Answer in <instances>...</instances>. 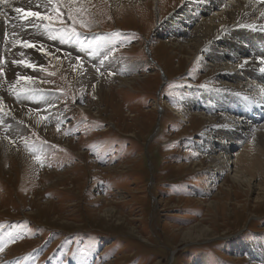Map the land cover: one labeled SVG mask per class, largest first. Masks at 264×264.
<instances>
[{
	"label": "rangeland",
	"instance_id": "obj_1",
	"mask_svg": "<svg viewBox=\"0 0 264 264\" xmlns=\"http://www.w3.org/2000/svg\"><path fill=\"white\" fill-rule=\"evenodd\" d=\"M122 3L40 1L51 27L33 38L34 81L4 33L0 136L24 155L0 166V264H264L263 174L242 183L211 161L236 133L257 146L264 132L261 111L216 101L246 95L226 85L237 61L213 73L178 16L186 0ZM10 70L25 83L8 92Z\"/></svg>",
	"mask_w": 264,
	"mask_h": 264
},
{
	"label": "bare ground",
	"instance_id": "obj_2",
	"mask_svg": "<svg viewBox=\"0 0 264 264\" xmlns=\"http://www.w3.org/2000/svg\"><path fill=\"white\" fill-rule=\"evenodd\" d=\"M40 1L42 0H9L11 7L6 4H0V45L5 42V32H16L14 37L12 35V37H9V39L6 40L7 42L11 43V46L14 44L16 46V49L12 48L14 50L13 52H7V50L4 51L3 48L0 47V56L5 52L7 57L13 58L14 60H29V62L32 64L36 62L31 61L33 57H43V54H40L44 52V49H42V45L38 44L35 48H24L20 46L18 41L26 40L32 43L34 36L39 35L42 32V29H44L42 27L38 29L34 27V25L45 24V21H40L39 19L34 17H29L27 20H22L14 11V8L16 7H21L25 11H37L35 8L40 3ZM108 1L109 4H111L112 6H116L117 8L122 6L123 4L122 0ZM75 3H79V1ZM128 4L129 3H126L125 5ZM186 4V7H184V10H182L180 15L178 16H182V18H184L185 15H187V19H189L193 23V25L195 24L193 30V32H195L193 42L194 46H196L198 50L206 52L212 58V60H214L216 66H214V68L212 69L213 73H220L222 75L225 74V76H227V72H230L227 62L237 61V63L235 64V68L232 65L233 71L237 72L241 77L239 78L236 73L233 79L231 78L233 82H229L226 85H228L227 87L236 88L238 92H242L243 87L245 88V91L248 90L245 92L246 95L241 96L237 95L236 92H231L230 94L227 93L224 97H218L216 101L225 104V106H227L229 109L236 108L235 110H237V107H243L241 108L242 111L240 110L241 113L247 114L249 111H261L262 115L258 119L254 120L258 121L261 117L264 119V92L261 91V89L264 88V72L260 70L261 68H264V64H261L260 62L261 57H264V0H186ZM211 10H214V12L208 15V17L205 16L207 13H210ZM203 11L208 12L204 15H200V12ZM20 16H23V12L20 13ZM148 23H150L149 19L146 25ZM21 25H23V27H21ZM221 27L223 28V31L219 29ZM147 28H149L148 25ZM218 38H221L224 41L222 45L219 44L220 48L223 49L218 48L215 43V41H218ZM83 40L84 43H86L88 41V38L84 37ZM86 50L85 53L87 52ZM28 52L30 53L24 56V54ZM21 53H23V56L20 55ZM232 55L237 56L234 57ZM229 56H231V58H227ZM17 57L19 59H17ZM2 59L3 58H1L0 61ZM157 60L160 64H162V61H160V59L157 58ZM225 60H227V62L223 63ZM245 60L248 61L247 64H244ZM241 64H244V66L241 67ZM20 70H27L29 78L32 77L33 68L24 66L21 67ZM5 74L6 76L9 75L8 79L14 87H16V85L18 84L23 85L25 83L23 77L21 81H18L15 72H12V70ZM23 75H25V73ZM31 79L33 80V78ZM98 87H100V85ZM7 88L9 92L10 87ZM1 98L0 101H2V103H5ZM6 106L8 107V109H10L9 105ZM24 111L25 109H22V111L18 110L20 116L27 118L33 125L38 126L40 129H44L43 122H41L37 117H33L32 115L31 117L26 113L27 111ZM2 117L7 118L6 120L9 121L8 117L4 114ZM224 124L225 129L223 131L222 137L219 138L221 140H219V142L224 141L223 139H221L224 136H230V132L233 129L231 127L233 126L232 123L226 121V123ZM216 131H219V129H217ZM257 133L259 134L254 136L256 138V141L260 142V145L257 146H254L251 141L249 142L248 137V139L245 140L246 143L243 144L242 140L245 139L242 135L244 134L243 132L242 134L240 132L236 133L235 137H229L231 139L230 147L227 148L226 146L225 148V145L223 144L221 146L222 149L219 153L217 152V155L212 153L211 161L216 166V169L221 170L222 172L223 169L225 170L229 167L228 165H231L232 167H234L235 172V174L233 175V179L242 183L243 181H247L248 177H255L257 172L259 174L262 173L264 176V132ZM241 143L243 144L242 149L238 150L239 148L236 147ZM17 148V145L14 146L12 142L2 139L0 136V166H2V163L7 158H18L21 155H24L22 151ZM224 148L226 150H224ZM210 151H212V148ZM260 254L263 256L264 260V247L261 248Z\"/></svg>",
	"mask_w": 264,
	"mask_h": 264
},
{
	"label": "snow or ice",
	"instance_id": "obj_3",
	"mask_svg": "<svg viewBox=\"0 0 264 264\" xmlns=\"http://www.w3.org/2000/svg\"><path fill=\"white\" fill-rule=\"evenodd\" d=\"M53 3V0H45V5L47 6L48 4H51ZM0 4H6L8 5L9 7H11V4L9 3V0H0ZM39 6V5H37ZM14 11L15 13L17 14V16L22 19V20H27L29 17H34V18H37L39 19L40 21H45V20H48L50 21L51 20V17L49 15H46V14H42L41 12L39 11H25L24 9H22L21 7H16L14 8ZM55 11L57 12V15H60L59 13V8L57 7L55 9ZM23 12V16H20V13ZM72 17L69 16V19H71ZM21 27H23V25H21ZM34 27L36 28H44L45 30H48L50 27H51V24H36L34 25ZM74 30V29H73ZM15 35V33H14ZM18 43L20 44V46L24 47V48H30V47H35V45L29 41H26V40H20L18 41ZM21 56H23V53L20 54ZM261 64H264V57H261V60H260ZM12 63L14 64H23L25 67H29V68H35L37 67L36 65L30 63V62H25L24 60H14L12 61ZM248 61L245 60L244 61V64H247ZM244 64H241V67L244 66ZM262 72H264V68H261L260 69ZM97 71H99V69H97ZM28 79H31V78H28ZM18 82V81H17ZM10 88H12L13 91H15V89L13 88V86L10 85ZM30 91V90H29ZM262 92H264V88L261 89ZM3 110V107H2V101H0V111ZM3 249H0V251H2Z\"/></svg>",
	"mask_w": 264,
	"mask_h": 264
},
{
	"label": "water",
	"instance_id": "obj_4",
	"mask_svg": "<svg viewBox=\"0 0 264 264\" xmlns=\"http://www.w3.org/2000/svg\"><path fill=\"white\" fill-rule=\"evenodd\" d=\"M147 51H148V53L150 55L151 54V51H150V47L149 46H147Z\"/></svg>",
	"mask_w": 264,
	"mask_h": 264
}]
</instances>
